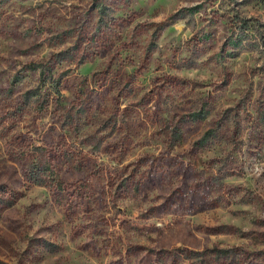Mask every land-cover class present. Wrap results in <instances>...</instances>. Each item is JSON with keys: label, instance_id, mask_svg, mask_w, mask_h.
Returning a JSON list of instances; mask_svg holds the SVG:
<instances>
[{"label": "rangeland", "instance_id": "rangeland-1", "mask_svg": "<svg viewBox=\"0 0 264 264\" xmlns=\"http://www.w3.org/2000/svg\"><path fill=\"white\" fill-rule=\"evenodd\" d=\"M0 185V264H264V0H0Z\"/></svg>", "mask_w": 264, "mask_h": 264}, {"label": "trees", "instance_id": "trees-1", "mask_svg": "<svg viewBox=\"0 0 264 264\" xmlns=\"http://www.w3.org/2000/svg\"><path fill=\"white\" fill-rule=\"evenodd\" d=\"M238 17V15H237ZM35 66L40 68V78L39 81L41 85H45L46 81L49 77H52V89L58 95H62L61 84L63 76L60 75L59 77L54 75V66L49 65L48 63H39L35 64ZM41 94V100L45 99ZM43 101L39 106V109H43ZM39 149H43L39 146ZM26 175L28 179L39 185H46V186H55L57 189H64V180L61 179L60 174L53 164V162L47 159L42 152L37 155L32 162L29 164ZM8 193V188L5 185H0V208L3 205L6 206H13L15 204V198L12 196L4 197ZM0 218H1V210H0Z\"/></svg>", "mask_w": 264, "mask_h": 264}]
</instances>
